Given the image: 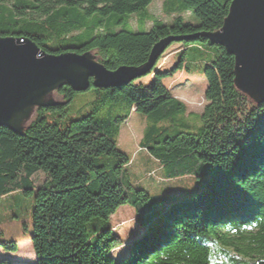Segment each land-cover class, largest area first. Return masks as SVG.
Masks as SVG:
<instances>
[{
	"label": "trees",
	"instance_id": "1",
	"mask_svg": "<svg viewBox=\"0 0 264 264\" xmlns=\"http://www.w3.org/2000/svg\"><path fill=\"white\" fill-rule=\"evenodd\" d=\"M151 1L0 0L1 37L29 39L48 54L90 52L108 70L141 66L159 40L187 37L171 43L179 45L177 61L167 70L156 65L171 44L126 84L80 92L61 86L52 93L57 103L35 108L21 133L0 127V199L19 190L34 199L31 264H264V102L235 88L233 57L223 47L195 37L221 28L231 0H164L170 23L149 20ZM131 15L138 19L128 26ZM177 71L202 73L198 112L164 83ZM87 91L88 111L65 116ZM131 113L144 118L138 144L163 178L192 177L197 189L151 196L132 187L129 157L116 146ZM124 204L139 227L126 241L120 223L108 220ZM20 241H0V249L16 253ZM0 264L20 263L2 255Z\"/></svg>",
	"mask_w": 264,
	"mask_h": 264
},
{
	"label": "water",
	"instance_id": "2",
	"mask_svg": "<svg viewBox=\"0 0 264 264\" xmlns=\"http://www.w3.org/2000/svg\"><path fill=\"white\" fill-rule=\"evenodd\" d=\"M233 57L235 88L254 103L264 102V0H231L221 28L198 33ZM155 43L146 63L106 69L90 52L58 55L41 51L29 39L0 36V127L21 133L35 108L57 102L52 93L67 85L85 91L91 84L109 88L146 74L173 41Z\"/></svg>",
	"mask_w": 264,
	"mask_h": 264
},
{
	"label": "rangeland",
	"instance_id": "3",
	"mask_svg": "<svg viewBox=\"0 0 264 264\" xmlns=\"http://www.w3.org/2000/svg\"><path fill=\"white\" fill-rule=\"evenodd\" d=\"M164 0H152L149 4L150 21L159 19L164 23H170L173 16L167 13L164 6ZM178 6V1L175 3ZM178 14V13H174ZM185 21L196 22L193 15L189 12H179ZM138 15H131L128 18V26L131 22L135 23ZM146 20L145 25H150ZM127 27H125L126 29ZM128 29V28H127ZM177 43L171 44L163 53L162 58L156 65V69L167 70L176 61L175 51L178 48ZM152 75H147L142 79L147 81ZM164 83L169 87L171 93L183 100L189 110L197 111L201 109L204 100L205 81L200 71L187 73L177 71L164 79ZM92 98L90 92L78 93L68 104L67 117L79 118L84 115L89 107L87 102ZM34 112V111H33ZM59 112H53L54 114ZM33 117V113L30 119ZM144 118L140 114L131 113L129 118L121 124L117 136L116 146L119 150L126 153L129 157V163L126 167V173L133 188H141L150 193L151 196L160 194H176L182 196L183 193H191L199 187V181L192 177L182 179L165 180L163 178V169L158 162L148 155L146 150L139 147V140L144 129ZM34 205L33 195H25L23 191H15L0 199V241L21 240L18 243V251L13 254L3 253L0 249V256L5 255L15 263L31 264L34 262V256L31 249V243L28 239L31 233V212ZM134 208L129 204L119 206L109 217L111 224L120 223L117 233L122 241L129 240L138 231L139 227L135 220ZM27 238V239H26ZM23 239V240H22ZM126 245L117 249L113 254L117 258L118 253H125Z\"/></svg>",
	"mask_w": 264,
	"mask_h": 264
}]
</instances>
